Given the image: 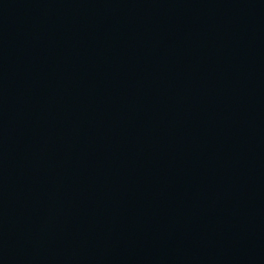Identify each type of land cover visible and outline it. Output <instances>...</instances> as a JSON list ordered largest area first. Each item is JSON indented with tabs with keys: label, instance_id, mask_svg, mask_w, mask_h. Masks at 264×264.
Segmentation results:
<instances>
[{
	"label": "water",
	"instance_id": "obj_1",
	"mask_svg": "<svg viewBox=\"0 0 264 264\" xmlns=\"http://www.w3.org/2000/svg\"><path fill=\"white\" fill-rule=\"evenodd\" d=\"M0 264H264V0H0Z\"/></svg>",
	"mask_w": 264,
	"mask_h": 264
}]
</instances>
